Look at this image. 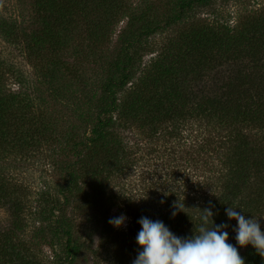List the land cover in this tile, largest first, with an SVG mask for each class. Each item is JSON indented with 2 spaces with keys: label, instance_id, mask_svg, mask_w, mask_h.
<instances>
[{
  "label": "trees",
  "instance_id": "obj_1",
  "mask_svg": "<svg viewBox=\"0 0 264 264\" xmlns=\"http://www.w3.org/2000/svg\"><path fill=\"white\" fill-rule=\"evenodd\" d=\"M34 1L38 20L33 22L36 27L31 30L25 31L23 23H17L16 18L0 16L3 42L18 46L25 64L37 66L27 71L25 66H16L0 56V209L7 214L0 224V264H78L82 250L91 248L93 239L90 238L87 246L85 241H80L71 209L76 207L83 212L87 205L97 207L101 196L106 194L107 180L126 175L133 167L131 147L124 141L122 132L127 129L135 130L147 140L149 154L154 152L156 160L181 162L182 186L173 181L163 183L176 187L169 190L166 202L157 209H131L125 230L109 223L114 217L104 218L99 230L103 236L101 258H110L109 244L114 243L125 246L124 250H118L120 260L125 253H132L133 247L135 259L140 251L136 235L141 226L137 221L144 216L163 221L179 237H189L196 234L205 208H211L216 224H228L226 231L235 221L228 220L226 207L241 208L246 217L260 212L263 188L257 193L254 188L258 177L264 179L262 8L248 10V15L230 26L220 23L215 16L211 20L192 19L194 7H208L213 0H173L174 12L163 19L151 7L133 8L130 0ZM258 10L261 13H255ZM123 18L126 25L106 56L104 68L97 72L95 84L90 86L83 75L78 79V86L85 94L87 89L98 88L95 98L85 99L88 108L83 118L87 124L85 133L77 137L66 132L64 146L58 147L60 152L52 149L46 155L50 159L63 155V162L57 164L61 180L44 181L37 192L14 184L5 168L14 158L26 159V147L34 155L48 150L43 144L52 129L50 125H42L45 105L60 101L64 95L59 82L69 70L60 71L64 63L46 52L54 53L74 40H82V44L90 42L101 52L103 49H97L101 41L107 39L110 30ZM177 25L176 32L171 34ZM161 33L170 36L147 64L153 70L136 77L144 51L154 46L150 40ZM206 50L212 57L226 53L229 58L214 66L205 58ZM48 58L51 60L45 63ZM192 62L195 66L188 69ZM204 68L209 72L207 76L201 73ZM8 81L14 87L17 85L18 90L8 89ZM75 99L83 100L80 95ZM205 120L216 127L218 135H224L216 146L214 159L207 154L215 139L213 130L201 144H193L189 152L176 150L180 153L176 157L174 150L167 152L165 143L163 147L153 145L160 139L178 144L183 129L192 130V122ZM134 154L137 156V152ZM70 156L73 160H69ZM211 164L218 169H209ZM190 167L193 174L187 175L185 171ZM205 172H209V178L204 179ZM208 180L218 186L212 190L209 184L213 196L203 197L200 191L206 189ZM30 193L37 194L32 200L35 205ZM74 193L78 201L72 207ZM106 198L108 204H114L112 196ZM44 247L49 254L42 253ZM238 251L245 264H264V258L251 245Z\"/></svg>",
  "mask_w": 264,
  "mask_h": 264
},
{
  "label": "rangeland",
  "instance_id": "obj_2",
  "mask_svg": "<svg viewBox=\"0 0 264 264\" xmlns=\"http://www.w3.org/2000/svg\"><path fill=\"white\" fill-rule=\"evenodd\" d=\"M130 3L133 8L137 7L138 10L151 7V10L155 15H163L162 19L174 12L173 0H130ZM253 8H262L261 10L263 11L264 0H213L212 4L208 7H194V10L191 13L193 14L192 19L200 17L211 20L215 16L218 18L217 20H219L220 23L222 22L229 24L230 26H234L238 19H243L249 14L248 10ZM261 10H258L255 13H261ZM0 16L6 19L16 18L17 23L21 21L25 31L35 28L36 26L33 24V22L38 20L36 18V6L34 0H0ZM125 25L126 18H123L117 22L116 26L113 27L114 29L110 30L107 39L105 38L103 41H101V48H97L103 49L101 52L97 51L96 48H93L90 42H85V44H82V40L71 41L65 48H60L54 53L46 52V54L56 55L64 63L63 68H61L60 71H64V68L69 70V72L65 70V78L63 81L59 82L64 89V95L61 97L60 101L49 103L50 105H45L46 110H44L45 112L43 115L42 125H50V128L52 129L49 135H47L49 137L48 141L43 144V147H48V150H41L36 155H34L35 153L33 154L32 151L26 147L24 152L28 154V157H26L24 160H17L14 158L11 160V165L5 168L6 175L11 178L14 184L28 186L30 191L32 190V192H37L38 188H42L44 185V181H57L58 179L61 180L62 175L60 174V170L57 167L59 165L57 164L59 161L60 163L63 162V155L59 154L58 156L52 157L51 159L50 156L46 157V155L50 154L52 149L59 151L58 147L64 146V136L66 132L74 133L77 137L85 133L87 124L83 118L86 110L88 109L86 107L87 103L85 102V99L87 100L88 97H94L98 93V88L94 87L92 90L87 89L85 90V94L78 86L79 76L83 75L82 78L85 79L84 81L90 84V86L95 84L97 72L102 71L104 68L106 64L105 59L107 60L106 56L111 53V48L115 46L118 34L120 30L125 27ZM178 26L179 25L175 26L173 31L170 33L173 34L176 32ZM17 29L18 27L16 30ZM167 36L170 35L161 33L155 35L154 38L150 40V43L154 44V46H149V49L144 51L140 62L141 65L139 66L136 77L138 76L139 78L140 75L148 74L149 70H153L154 67L151 65L147 66V64L156 55V50H159L158 48L160 44H162ZM3 41V35L0 32L1 57L5 58L6 60L9 59L14 64H16V66L21 65V68L22 66H25L27 71H33L35 68H37V66H33L32 64H25V59L22 57L23 54L20 52L18 46L16 47L5 44ZM86 43L89 44V47H87ZM206 53L207 55H204L205 58L208 57L214 66L220 65L225 60V57L229 58V55L226 53H224L222 56L216 54L215 57H212V55H210L207 50ZM203 54H205V52ZM231 55L233 56L234 53H231ZM50 60L51 58L46 59L45 63L49 62ZM206 64L207 63H205V66ZM194 66L195 65L192 62L188 69L193 68ZM218 68L221 70H227L222 69L221 67ZM203 72H207L205 68L201 73ZM208 73L203 76H207ZM212 77H214L213 73ZM217 78L220 81L222 77L220 75L217 76ZM252 85L253 84H250V86ZM7 88L18 90L17 85L14 87V83L12 81H8ZM66 88H69L67 92L65 90ZM78 95H80L83 100L75 99ZM191 126L192 130H182L181 137L178 138V144H176L174 140L165 142V140L160 139L155 141L153 145L163 147L162 144L165 143V147L168 149L167 152H169V150H174L173 154L176 157L180 154L176 153V150L182 151V149H185V153L189 152L193 144H196L197 146L201 144L202 141L207 139L209 132L213 130L215 139L213 143H211L210 153L207 154H210L211 158L214 159L215 156H217L216 152L218 150L216 146H219L218 142L222 140L224 135H218L216 127H212L213 125H211L208 120H205L201 123L192 122ZM122 132L124 135V141L128 142L129 146L131 147L130 158L133 162V167L128 170L126 175L119 177L116 176L107 180L108 183L106 194L101 196L102 201L97 207H90L87 205L83 212H81L79 209H76V207L71 209V215H73L75 221V228H79L77 230V234L80 236V241H85V245L87 246L89 244L90 238L93 239L91 248L84 247L82 250V255L80 256L78 264H132L134 260L132 257L136 252L135 248L133 247V249H130L133 250L131 251L132 253H125L124 257L120 260V251H122L121 249L124 250L125 246H123V248L118 244V246L113 245L114 243L109 244V249L112 251V253L108 255L110 258H101L99 253H102L103 249L101 245V243H103V236L99 234V230L102 226V221L104 218L118 217L123 214L127 217V219L121 228L125 230V227L131 218L129 214L132 211L131 209H157L161 207L163 202H166L169 197V193H171L169 190H175L176 187L164 185L163 183L168 181L171 184L173 181L176 182L174 184L177 186H182L180 180L183 181V178L182 176L179 177V173L183 169L181 162L176 160L173 161V163H170L169 161H166V158H164L162 161L156 160L154 152L149 154L151 148L146 143L147 140L143 138L142 135L136 133L133 129H127ZM197 140L201 141L197 142ZM132 147L135 148L134 151ZM135 152H137V156L134 154ZM69 160H73V158L70 156ZM208 168L213 171L217 170L218 166L211 164L208 166ZM191 169L192 167L187 169L185 173L187 175L193 174ZM201 170L202 168L198 170V174L201 172ZM204 174V179L209 178V172H205ZM160 176L162 178H160ZM199 179L201 180V177ZM256 182L258 184L254 188L256 193L259 188H263L259 199L260 201H263V206L262 208L260 206V212L257 210L253 216L257 218L261 224L262 230H264V179L262 177H258ZM205 184L207 187L206 189L204 188L200 191L201 196H213L211 194L209 184L212 190L216 188L218 184L216 182H210V180L205 181ZM75 195L76 193H74L72 198V200L75 199L72 203V207L76 204L75 202L78 201L77 198H74ZM107 196L113 197V205L108 204V200L106 198ZM29 197L32 205H35L32 200L37 198V194L32 193L29 195ZM182 197H186V195H182ZM6 217L7 214L5 210L0 209V224L4 223ZM235 225L236 221H234V223H232L229 227V240L227 241L228 243L234 245H236L234 238L235 232L232 231V228ZM237 248L240 251L242 250V247L239 245H237ZM42 253L47 255L50 252L48 248L44 247Z\"/></svg>",
  "mask_w": 264,
  "mask_h": 264
},
{
  "label": "clouds",
  "instance_id": "obj_3",
  "mask_svg": "<svg viewBox=\"0 0 264 264\" xmlns=\"http://www.w3.org/2000/svg\"><path fill=\"white\" fill-rule=\"evenodd\" d=\"M178 208L182 210L179 206ZM241 208L226 207L228 220H235L236 245L228 243L227 223L216 224L211 208L202 211L201 224L196 234L189 237L175 235L161 220L146 216L137 221L141 226L136 235L140 251L132 264H245L237 245H251L264 258V230L254 216L246 217ZM173 216L176 215L174 211ZM127 217L121 214L111 218L109 223L121 227Z\"/></svg>",
  "mask_w": 264,
  "mask_h": 264
}]
</instances>
